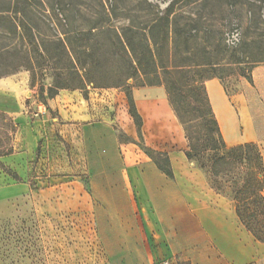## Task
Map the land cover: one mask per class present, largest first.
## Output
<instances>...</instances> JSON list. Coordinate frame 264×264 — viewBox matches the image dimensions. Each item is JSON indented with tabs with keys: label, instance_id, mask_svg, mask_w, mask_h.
I'll return each mask as SVG.
<instances>
[{
	"label": "rangeland",
	"instance_id": "1",
	"mask_svg": "<svg viewBox=\"0 0 264 264\" xmlns=\"http://www.w3.org/2000/svg\"><path fill=\"white\" fill-rule=\"evenodd\" d=\"M172 1L146 0L161 9L166 8ZM199 1L183 0L175 9L189 16L200 6ZM263 1L215 0L210 3L206 13L210 12L211 22L220 24L225 30L233 23L241 27V46L236 50H226L225 54L223 46L219 44L220 40L200 41L202 35H199L200 40L190 43V52L179 51L178 61L187 54L193 62L201 60L202 63L216 65L219 61L221 65L229 63L226 68H219L226 94L233 95L240 79L248 78L249 69L264 63V15L261 9ZM2 2L4 1L0 0V6L3 5ZM34 4L36 7L29 9L26 15L22 13V17L26 22L31 23L33 20L39 24L42 36L46 37L44 40H63L69 32L73 36L86 38L90 27L95 23L110 28V13L114 17L111 27L119 32L132 19L137 26L142 27L155 11L141 0H35ZM3 23L9 24L7 21ZM19 32L10 40L25 44L26 49L27 42L20 40L30 38L25 31ZM107 36L110 33H100V37ZM103 66V71H110L106 65ZM111 67V70H115V67ZM219 68L217 66L215 70L218 71ZM213 70L207 68L205 75H213L216 72ZM35 73L36 89L26 83L20 95V103L28 117L39 112L34 104L35 99L31 96L42 102L40 89L43 88V97H46L49 86L54 82L51 73L42 75L38 69ZM18 76L22 82L25 76H29V72L21 70ZM133 85V99L142 118L141 135L131 114L126 88L97 89L90 85L82 91V96L88 101V108L98 109V121L110 123L119 142L126 145V152L130 150L137 161L145 158L146 149L168 154L174 171V181L194 202L207 227H223L217 218L221 201L226 203L222 210L232 216L224 227L243 228L236 217L229 191L226 196L215 192L208 173L196 162L186 159V134L169 104L165 88L146 84L138 86V82ZM34 91L35 94L31 93ZM157 93L164 95L172 114L169 121L163 118L156 129H149L147 111L141 98L148 101ZM47 101L48 99L43 102ZM14 109V103L10 99L0 97V153L7 152L11 147L16 151L14 147L20 130L14 123V117L8 114ZM163 123L164 126L173 125L174 129H162L159 125ZM192 124L193 137L203 143L205 130L199 123ZM61 145L64 166L55 171L49 168L44 170L40 166L41 150L31 163L33 166L29 168L33 170L29 172H14L2 163L4 157L0 158V264H126L123 257L128 248L132 252L131 259L141 261L159 248H169L172 238L177 239L174 238V233L178 236V232L183 230L196 232L202 228L197 218L181 222V229H175L174 233L173 230H168L166 222L163 221L153 225L152 221L138 218L130 221L123 219L125 212L136 215L140 213V198L133 184L129 188V198L125 194L120 195L118 190L121 185L117 181L119 174H115L112 188L117 191L110 203V196L107 199L103 197L107 191V181L89 171L85 152L81 153L73 144L63 141ZM110 212L116 213L118 220L110 221ZM130 240L131 244H128Z\"/></svg>",
	"mask_w": 264,
	"mask_h": 264
},
{
	"label": "trees",
	"instance_id": "2",
	"mask_svg": "<svg viewBox=\"0 0 264 264\" xmlns=\"http://www.w3.org/2000/svg\"><path fill=\"white\" fill-rule=\"evenodd\" d=\"M3 1L0 6V79L26 70L31 72L35 84L37 69L42 75L51 73L54 82L48 88V95L43 97L44 90L40 89V101L43 104L63 90L83 91L90 85L97 89L126 88L139 135L142 118L133 99V84L138 82V86H163L169 104L186 134V159L196 162L208 173L215 192L226 196L229 191V198L235 205L241 224L264 243L263 155L253 143L228 147L205 87L209 77L218 76L216 67L225 65L223 68H226L229 63L221 65L219 61L216 65L205 64L201 60L193 62L187 54L178 61L179 51L190 52V43L200 40L199 35H202L200 41H212L204 40L206 33L201 29L205 24L214 23L210 21V12L206 13V10L215 0H200V6L189 16L175 9L183 0H173L163 9L141 0L155 9L151 19L144 22L142 27L137 26L132 19L119 32L111 27L114 17L110 13V28L95 23L86 38L73 36L69 32L63 40H44L46 37L42 36L39 24L33 20L31 23L26 22L22 17V13L26 15L29 9L36 7L35 0ZM261 6L264 15V1ZM5 21L9 24H4ZM19 30L25 31L30 38L20 40L27 42L26 49L25 44L10 40L16 37ZM235 30L240 31L241 40L238 45L230 46L227 44V35ZM97 31L110 33V36L100 37ZM242 42V29L235 23L220 35L219 44L223 46L225 54L226 50L238 49ZM110 64L115 70H111ZM103 65L110 71H103ZM209 67L217 73L207 77L205 73ZM219 77L222 80L221 75ZM193 122L199 123L206 132L203 143L192 135ZM13 152L11 147L7 152L0 153V158ZM145 153L163 174L169 179L175 178L168 154L150 149H146Z\"/></svg>",
	"mask_w": 264,
	"mask_h": 264
},
{
	"label": "crops",
	"instance_id": "3",
	"mask_svg": "<svg viewBox=\"0 0 264 264\" xmlns=\"http://www.w3.org/2000/svg\"><path fill=\"white\" fill-rule=\"evenodd\" d=\"M201 30L206 33L204 40H220L224 28L212 23L205 24ZM19 72L0 79V97L14 103L15 109L8 114L14 117V123L20 130L14 147L16 151L4 157L2 163L17 173L32 171L33 168L29 167L41 150L40 166L44 170H59L64 166L61 142L73 144L81 153L85 152L89 171L107 181V191L103 197L107 199L110 196V203L117 191L112 188L115 174H119L120 195L125 194L129 198L131 184L137 189L140 213L125 212L123 219L130 221L138 218L152 221L153 225L163 221L173 233L175 229L179 231L181 222L188 219L197 218L202 224V228L196 232L183 230L178 232V236L174 233L177 239L172 238L169 248H159L141 261L132 260V252L128 248L124 252V263L264 264V243L241 224L237 214L243 228L224 227L228 225V218L232 219L222 210L225 202L219 201L217 213L218 222L223 227H207L194 202L174 179L163 174L147 155L137 161L130 150L126 152V145L119 142L110 123L98 121V109L88 108L89 103L84 100L82 91H60L45 105L32 95L39 112L28 117L20 103V95L26 83L33 89H36V84L29 71V76L20 82ZM219 76L220 68L218 76L206 80L205 87L226 144L231 147L256 144L264 158V63L254 66L248 78L242 77L236 91L230 96L226 94ZM141 100L147 111V128L156 129L163 118L169 121L172 113L162 93L155 94L151 100ZM39 113L41 116H38ZM159 126L162 129L168 127L170 131L174 129L173 125L164 126V123ZM115 220H118V216L110 212V221ZM128 244H131V240ZM110 254L114 255V252L110 251Z\"/></svg>",
	"mask_w": 264,
	"mask_h": 264
},
{
	"label": "built area",
	"instance_id": "4",
	"mask_svg": "<svg viewBox=\"0 0 264 264\" xmlns=\"http://www.w3.org/2000/svg\"><path fill=\"white\" fill-rule=\"evenodd\" d=\"M227 44L230 46H236L241 40V33L239 30H235L227 35Z\"/></svg>",
	"mask_w": 264,
	"mask_h": 264
},
{
	"label": "bare ground",
	"instance_id": "5",
	"mask_svg": "<svg viewBox=\"0 0 264 264\" xmlns=\"http://www.w3.org/2000/svg\"><path fill=\"white\" fill-rule=\"evenodd\" d=\"M219 116V115H218Z\"/></svg>",
	"mask_w": 264,
	"mask_h": 264
}]
</instances>
